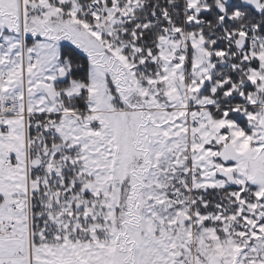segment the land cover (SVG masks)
I'll use <instances>...</instances> for the list:
<instances>
[{"label": "snow or ice", "instance_id": "obj_1", "mask_svg": "<svg viewBox=\"0 0 264 264\" xmlns=\"http://www.w3.org/2000/svg\"><path fill=\"white\" fill-rule=\"evenodd\" d=\"M0 264H264V0H0Z\"/></svg>", "mask_w": 264, "mask_h": 264}]
</instances>
